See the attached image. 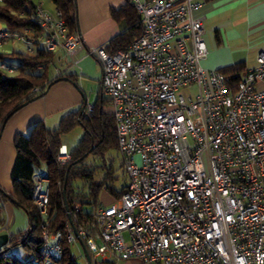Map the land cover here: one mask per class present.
Segmentation results:
<instances>
[{
	"label": "built area",
	"instance_id": "2783aa9c",
	"mask_svg": "<svg viewBox=\"0 0 264 264\" xmlns=\"http://www.w3.org/2000/svg\"><path fill=\"white\" fill-rule=\"evenodd\" d=\"M130 1L143 30L117 51L108 50L109 41L88 46L61 10L36 5V40L71 62L56 67L57 75L90 55L101 63V93L110 102L128 181L118 200L93 205L85 219L79 218L82 203L73 204L65 236L50 228L51 191L42 163L32 176L42 258L30 260L59 264L66 239L107 264L135 258L141 264H264V44L256 65L233 82L202 64L209 49L199 10L206 0ZM11 38L32 42L0 29V45ZM0 69L13 74L18 67L2 60ZM191 86L194 94L182 91ZM71 158L62 145L57 162ZM5 207L0 191V214Z\"/></svg>",
	"mask_w": 264,
	"mask_h": 264
},
{
	"label": "trees",
	"instance_id": "16d2710c",
	"mask_svg": "<svg viewBox=\"0 0 264 264\" xmlns=\"http://www.w3.org/2000/svg\"><path fill=\"white\" fill-rule=\"evenodd\" d=\"M52 2L61 10L70 29L77 30L76 0ZM36 5L33 0H1L0 3V22L4 28L13 33H24V36L32 40L33 50L32 54L0 51V61L9 60L17 63L18 67L17 72L13 74L0 69V131L3 124L24 106L23 104L38 96L39 92H44L59 79H75L73 72L67 71L57 75L55 53L46 50L36 40L41 33V28L32 19ZM111 14L115 20L124 21L126 29L109 41L108 50L126 49L142 33L140 16L130 0H126L119 8H113ZM220 69L230 80L237 82L247 67L245 62L241 61ZM35 87H41V90L36 92ZM106 103H109V100L101 96L87 116H84L81 110L71 111L61 118L57 127L50 128L43 121H38L28 135L21 132L14 135L13 143L17 153L11 171L12 190L7 194L0 187V191L5 201L12 200L21 206L30 220L27 231L12 233L11 247L21 244L31 257L42 258L41 216L32 197V176L42 163H45L49 177V211L52 215L50 228L53 232L61 231L66 236L72 227L66 226L70 219L65 200L69 208L75 203H82L83 209L79 218L85 219L91 207L101 201V191L107 192L112 198L109 203L118 200L124 193L127 182L121 187L116 185L119 175L115 174L113 158L111 161L106 160L111 152L119 153L114 116L104 110ZM78 125L83 126V136L71 151V160L66 165H60L56 156L63 145L62 137ZM90 154L94 155L93 162L85 163L84 160ZM120 165L123 167L122 160ZM78 180L83 181V184H76ZM73 220L77 225L76 219ZM4 223L5 220L0 214V226ZM63 246L64 256L59 264H78L73 244L64 239ZM11 247L6 245L0 249V264H25L11 254Z\"/></svg>",
	"mask_w": 264,
	"mask_h": 264
},
{
	"label": "crops",
	"instance_id": "0c3cea01",
	"mask_svg": "<svg viewBox=\"0 0 264 264\" xmlns=\"http://www.w3.org/2000/svg\"><path fill=\"white\" fill-rule=\"evenodd\" d=\"M49 1L53 7L48 9L53 12L56 7L52 0ZM125 2L76 0L77 30L88 46L108 42L126 29L124 21L115 20L111 14L113 8H119ZM34 3L42 4L43 7L46 5L44 0H34ZM199 13L205 16V39L209 53L202 64L207 69H220L241 61L246 64L247 51L255 48L259 52L264 44V0H206ZM0 46V51L5 53H28L31 47L27 42L14 38L6 39ZM54 53L56 67L67 68L65 55L61 51ZM253 66L246 67L248 69ZM77 101V91L71 85L58 83L28 101L5 122L0 131V187L7 194L12 190L11 171L17 153L13 143L14 135L18 132L28 135L38 121H43L50 128L57 127L61 118L67 114L66 109ZM11 203L14 204L12 200L5 201L6 215L13 212ZM114 264H141V261L135 258L119 260Z\"/></svg>",
	"mask_w": 264,
	"mask_h": 264
},
{
	"label": "rangeland",
	"instance_id": "374dc122",
	"mask_svg": "<svg viewBox=\"0 0 264 264\" xmlns=\"http://www.w3.org/2000/svg\"><path fill=\"white\" fill-rule=\"evenodd\" d=\"M44 1L46 2L44 8L47 10L52 9L53 6L51 2L49 0H44ZM36 2H38V0H36ZM1 24L2 23L0 22V25ZM1 48L2 47L0 46V50ZM257 53L258 52L256 51L255 48H250V50L247 51V53L245 54L246 66H253L254 64L256 65ZM66 63L67 66L71 63L68 58L66 59ZM60 66L62 67V65ZM68 72H73V74H75L74 75L75 79H67V78L59 79L58 81L54 82L51 86H49V88L53 87L58 83H67L71 85L73 89L77 91L78 101L70 105L69 108L66 109L67 111H65V113L75 110H81L84 116H86L87 113L89 114L91 112L88 110L89 106L90 105L93 106L95 103L99 101L100 97L103 96V94L101 93V85H100L102 78V65L97 61L96 57L90 55L83 58L77 66L71 67ZM182 91L187 94H194L196 92V86L185 87L182 89ZM41 93L43 92H39V94ZM104 110L111 112L110 102L104 105ZM83 133H84L83 126L78 125L74 129L63 135L62 137L63 145L65 144L67 146V150L69 152H71L77 146L81 137L83 136ZM93 158L94 155L90 154L84 160V162L91 164L93 162ZM112 158H113L115 174L119 175V180L116 181V185H118V187H121L123 184H125V182L128 181V176L124 168L120 165V161H121L120 154L117 151H113L111 152L110 155H107L106 160L111 161ZM97 159L99 160V158ZM76 184L80 186L83 184V181L78 180ZM111 199L112 198L109 197L107 192L101 191L100 200L102 202L109 203ZM11 204L13 207V212L12 214L8 215L9 216L8 222H6V212L1 214L4 217L6 224L4 223L3 226H0V229H4V226L6 225L7 230L4 229L3 231L1 230L0 232L8 231V232L17 233L20 230L23 232L27 231L30 220L29 215L21 206H18L15 203L14 204L11 203ZM80 247H81V251L85 253L83 246L81 245ZM73 250H74V254L76 255L78 264H87V260L83 257L84 254L81 251H79V249L76 248L74 244H73ZM10 252L13 256L25 262V264H35V261L29 259L30 254L21 244H16L12 246ZM91 259H92V264L100 263V258L94 256V254L91 255Z\"/></svg>",
	"mask_w": 264,
	"mask_h": 264
},
{
	"label": "water",
	"instance_id": "95a60500",
	"mask_svg": "<svg viewBox=\"0 0 264 264\" xmlns=\"http://www.w3.org/2000/svg\"><path fill=\"white\" fill-rule=\"evenodd\" d=\"M26 103L27 102H25L23 105H25ZM64 192H65V188H64ZM65 203H66V210H67V213H68V217H69L70 221H72L71 215L69 213V206H68V203H67L66 200H65ZM74 230H75V233H77L75 227H74ZM11 236H12V234L10 232H8V231L0 232V249L3 248L6 245L11 247V244H10L11 243ZM85 256H86L87 264H92L91 256H90V254L88 253V251L86 249H85ZM99 264H107V263H99Z\"/></svg>",
	"mask_w": 264,
	"mask_h": 264
}]
</instances>
